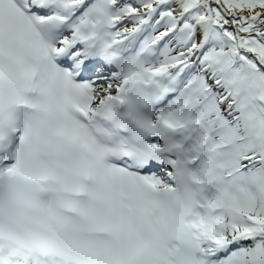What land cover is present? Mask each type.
Returning <instances> with one entry per match:
<instances>
[{
  "label": "snow or ice",
  "instance_id": "obj_1",
  "mask_svg": "<svg viewBox=\"0 0 264 264\" xmlns=\"http://www.w3.org/2000/svg\"><path fill=\"white\" fill-rule=\"evenodd\" d=\"M0 264H264V0H0Z\"/></svg>",
  "mask_w": 264,
  "mask_h": 264
}]
</instances>
